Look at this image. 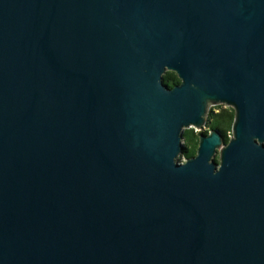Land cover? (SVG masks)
Instances as JSON below:
<instances>
[{
  "label": "water",
  "instance_id": "water-1",
  "mask_svg": "<svg viewBox=\"0 0 264 264\" xmlns=\"http://www.w3.org/2000/svg\"><path fill=\"white\" fill-rule=\"evenodd\" d=\"M0 264H264V0H0Z\"/></svg>",
  "mask_w": 264,
  "mask_h": 264
},
{
  "label": "trees",
  "instance_id": "trees-1",
  "mask_svg": "<svg viewBox=\"0 0 264 264\" xmlns=\"http://www.w3.org/2000/svg\"><path fill=\"white\" fill-rule=\"evenodd\" d=\"M165 81L170 86H174L179 83L181 79L175 71H168L165 74ZM218 109H220V111H216V109L211 111L208 126L210 130L221 128L226 135V141H229L230 137L228 132H232L236 111L233 107L225 108L224 105H218ZM208 131L209 130H207V132ZM186 144L187 152L184 156L187 158L197 155L200 145V133L194 128L186 129Z\"/></svg>",
  "mask_w": 264,
  "mask_h": 264
},
{
  "label": "rangeland",
  "instance_id": "rangeland-1",
  "mask_svg": "<svg viewBox=\"0 0 264 264\" xmlns=\"http://www.w3.org/2000/svg\"><path fill=\"white\" fill-rule=\"evenodd\" d=\"M223 105H224L225 108L230 107V106L227 105V104H223ZM214 109H216V111H220V109H218V106H217V105H212V106L210 107V111H212V110H214ZM195 130H196L198 133H200L199 130H198L197 128H196ZM204 130H210L209 126L207 125L206 128H205ZM228 135H229V137L231 138L232 135H233V133H232V132H228ZM217 157L220 158V154H218ZM182 159L185 160L186 157L183 156Z\"/></svg>",
  "mask_w": 264,
  "mask_h": 264
},
{
  "label": "flooded vegetation",
  "instance_id": "flooded-vegetation-1",
  "mask_svg": "<svg viewBox=\"0 0 264 264\" xmlns=\"http://www.w3.org/2000/svg\"><path fill=\"white\" fill-rule=\"evenodd\" d=\"M179 78H180V77H179ZM179 83H181V81H180ZM179 83H177V84H179Z\"/></svg>",
  "mask_w": 264,
  "mask_h": 264
}]
</instances>
